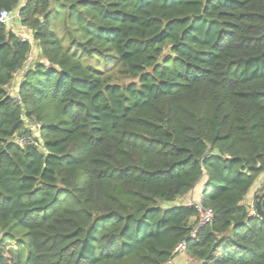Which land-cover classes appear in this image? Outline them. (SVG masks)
<instances>
[{"label": "trees", "instance_id": "16d2710c", "mask_svg": "<svg viewBox=\"0 0 264 264\" xmlns=\"http://www.w3.org/2000/svg\"><path fill=\"white\" fill-rule=\"evenodd\" d=\"M2 9L31 41L0 24V264H264V0Z\"/></svg>", "mask_w": 264, "mask_h": 264}, {"label": "built area", "instance_id": "2783aa9c", "mask_svg": "<svg viewBox=\"0 0 264 264\" xmlns=\"http://www.w3.org/2000/svg\"><path fill=\"white\" fill-rule=\"evenodd\" d=\"M13 19H17L18 20V13H12L9 12L8 10L2 9L0 11V24H4L7 25L9 24L10 21H12ZM30 29H28L27 27H24L22 25L19 26V31L17 32V35L23 39V40H29L31 41V36H29L30 33ZM32 59V55L28 56V64L31 62ZM19 80V79H18ZM10 92V91H9ZM18 99V98H17ZM28 124L30 125V127L33 129L34 135H38V127L39 125L32 121V122H28ZM32 135V136H34ZM32 136H20L17 137L15 139V142L18 143L19 145H23L25 142H34ZM264 181V180H263ZM204 186V185H203ZM203 189V188H202ZM201 196H202V191L199 194V198L197 199L196 202H189L186 205H194L195 208L197 209L198 212V222L197 225L195 227L194 230L191 231L190 236L189 237H193L195 236L197 230L204 226L205 224L211 222L212 217H213V213L211 211V209L209 208H205L203 207V205L201 204ZM247 206V210L249 215L251 216H256V217H260L255 209V202L254 199L251 198L247 203H245ZM174 253H186V243L185 241H181L177 244V246L174 249ZM171 260H168L167 262L163 263V264H169Z\"/></svg>", "mask_w": 264, "mask_h": 264}, {"label": "crops", "instance_id": "0c3cea01", "mask_svg": "<svg viewBox=\"0 0 264 264\" xmlns=\"http://www.w3.org/2000/svg\"><path fill=\"white\" fill-rule=\"evenodd\" d=\"M12 22H15V19H13ZM11 23H9V24H11ZM15 24H16V26H15L16 28H13V29H14L15 32H17L18 29H19L20 23L17 20V22ZM29 36H31L30 33H29ZM32 51H33V53H32L33 57H37L38 50H37V48L35 46H33ZM18 79H19V77L15 76L12 85H10L9 88H8V90L10 91L11 94L16 90V85H17ZM261 183H262V181H258V182H256L254 184V186L250 189L248 195L246 196V198L244 200V203H247L252 197H254V194L258 190V188L261 185ZM203 185H204V180H203V184L200 186L199 194L202 191ZM184 204H187V203H184ZM191 261L192 260L190 259V257L186 253H177L174 256V258H172V260L170 261L169 264H189V263H191Z\"/></svg>", "mask_w": 264, "mask_h": 264}, {"label": "rangeland", "instance_id": "374dc122", "mask_svg": "<svg viewBox=\"0 0 264 264\" xmlns=\"http://www.w3.org/2000/svg\"><path fill=\"white\" fill-rule=\"evenodd\" d=\"M12 21H10L9 23H11ZM17 22V19H15V22H12L11 24H9V25H12L11 27L12 28H16L15 26H16V23ZM18 31H19V29H18ZM17 31V32H18ZM31 39V38H30ZM203 184V180H201L199 183H198V185L196 186V188L195 189H193V191H191L187 196H184V197H182V198H179L177 201H175L174 203H171V204H184V203H189V202H196L197 201V199L199 198V190H200V186ZM253 199H254V197H252ZM170 204V205H171ZM10 246L11 247H14V244L13 243H11L10 244Z\"/></svg>", "mask_w": 264, "mask_h": 264}, {"label": "water", "instance_id": "95a60500", "mask_svg": "<svg viewBox=\"0 0 264 264\" xmlns=\"http://www.w3.org/2000/svg\"><path fill=\"white\" fill-rule=\"evenodd\" d=\"M264 197V194L258 195L256 202H255V209L257 214L260 216V218L264 219V211L261 208V200Z\"/></svg>", "mask_w": 264, "mask_h": 264}]
</instances>
